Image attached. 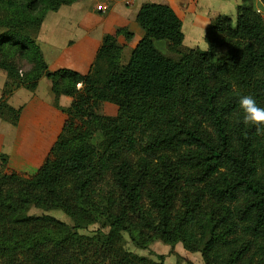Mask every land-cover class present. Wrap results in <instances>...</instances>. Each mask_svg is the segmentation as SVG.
Listing matches in <instances>:
<instances>
[{
  "label": "trees",
  "instance_id": "trees-1",
  "mask_svg": "<svg viewBox=\"0 0 264 264\" xmlns=\"http://www.w3.org/2000/svg\"><path fill=\"white\" fill-rule=\"evenodd\" d=\"M77 1L0 0V69L30 91L43 73L56 97L72 99L66 112L104 134L94 145L83 131L31 178L1 175L0 264H165L164 254L156 262L123 248V234L142 248L180 242L206 264H264V134L239 106L251 95L264 107V16L242 0L234 20L210 23L206 49L186 48L174 9L145 2L136 15L144 35L126 62L106 34L88 72L50 70L38 32L49 11ZM100 101L117 114H98ZM59 206L107 225L106 242L27 214Z\"/></svg>",
  "mask_w": 264,
  "mask_h": 264
},
{
  "label": "crops",
  "instance_id": "crops-1",
  "mask_svg": "<svg viewBox=\"0 0 264 264\" xmlns=\"http://www.w3.org/2000/svg\"><path fill=\"white\" fill-rule=\"evenodd\" d=\"M145 2L171 6L182 20V45L206 49L205 34L210 23L219 15L234 20L242 0H80L64 5L46 14L37 35L48 68L88 72L106 34H112L122 47V59L124 55H129L144 35L136 15ZM98 5H102L103 9L97 10ZM119 30L123 32L118 33ZM125 32L129 37H126ZM42 84L45 86L43 91L40 89ZM17 91L21 93V98ZM4 96L8 98L7 103L1 105L2 112L9 111L11 107H21L15 128L22 148L19 155L25 158L23 162L28 167L47 161L49 156L61 150V144L65 145V151L77 141L82 131H86V125L66 112L72 100L69 96L61 95L57 104L53 102L50 81L44 75L38 78L37 88L30 91L9 79L5 71L0 69V101L4 100ZM95 111L101 115L114 116L117 106L100 101ZM9 124L8 121L6 125ZM20 132L23 133L22 138ZM23 148L27 150L23 152ZM12 149L9 151L11 161L19 157L17 152L13 155ZM181 248H184L183 245L176 243L173 251L192 260L196 252L190 255Z\"/></svg>",
  "mask_w": 264,
  "mask_h": 264
},
{
  "label": "rangeland",
  "instance_id": "rangeland-1",
  "mask_svg": "<svg viewBox=\"0 0 264 264\" xmlns=\"http://www.w3.org/2000/svg\"><path fill=\"white\" fill-rule=\"evenodd\" d=\"M251 3L253 5V8L258 11L262 16H264V4L261 2V0H251ZM97 9V8H96ZM98 10V9H97ZM2 11L0 10V16L2 15ZM4 29H0V32H3ZM31 33L30 31H28ZM156 47L161 50L163 53H165L168 56L177 57L176 53H173L167 46V43L165 40H159L156 41L155 43ZM185 47V46H183ZM224 49V47L220 48ZM131 53V52H130ZM129 55H124V58L122 59L123 62H126L129 58ZM16 62L18 63V67L22 71H28L31 67V65L26 62L23 59H16ZM43 77V73L37 75L35 79L38 80V78ZM14 81V80H12ZM47 81V80H46ZM16 83H19L18 81H14ZM48 83V81H47ZM41 91L45 89L44 84L41 85ZM18 96L21 98V93L17 91ZM54 95V94H53ZM7 98L4 96V100L0 101V105L3 103H7ZM59 97H56L54 95L53 102L57 104ZM9 109V108H7ZM20 116V113H17V109L15 107H11L9 111L2 112L0 114V133H1V138H2V144L0 145V173H11L15 171L16 173L21 174V176L26 177V178H31L34 176V174L37 172V170L45 163L56 157L58 154L63 152L65 149V145L61 144L60 146V151L57 153L55 152L54 154H50L49 159H46L47 161H42L41 163L34 165V166H26L23 161H25V158L20 157V151L22 150L21 145L18 142V137L16 134V128L15 124L17 122L18 117ZM9 121V125L7 126V122ZM3 122V123H2ZM80 123V122H79ZM2 125V126H1ZM14 125V126H13ZM80 125H82L80 123ZM84 125V124H83ZM81 127L79 126V129ZM86 131L91 137V141L94 145L99 144L104 139V134L100 129L99 124L90 122L89 124L86 125ZM111 131V129L109 130ZM83 132V131H82ZM81 132V133H82ZM80 133V134H81ZM20 135L22 138L23 133L20 132ZM13 137H15V141H13ZM13 145L12 152L13 155H15V152L18 153V158H15L13 161L10 159V154L9 151L11 150L10 145ZM26 148V147H25ZM23 148V152L24 149ZM27 150V149H25ZM44 162V163H43ZM6 166V167H5ZM6 168V169H5ZM6 170V171H5ZM1 177V175H0ZM28 215H43L47 214L49 216H52L60 221H63L67 223L71 227H76L78 232L80 234L84 235H94L98 238V240L101 243H105L107 240V233L109 231V228L107 225H105L103 222L100 220L91 222L86 219L73 216L71 215L68 210L64 209L63 207H57V208H52L48 210H43L40 208L32 207L30 210L27 212ZM20 238H28V235L25 233H22L19 235ZM123 248L127 249L130 252H133L135 254H138L143 257H147L149 259H152L156 262H158L157 254H164L165 255V264H206L201 256L200 252H196L195 256L192 257V260L189 258H184L178 255L176 252L171 250V246L169 244L164 243L161 239L159 238H153L150 240L148 243L147 247L142 248L134 244L132 240L129 238L127 234H123V240L121 241ZM120 243V244H121ZM180 243V242H179ZM182 249V248H181ZM185 251L187 254L194 255L193 252L188 251L186 249H182ZM190 261H189V260ZM202 261V262H201Z\"/></svg>",
  "mask_w": 264,
  "mask_h": 264
},
{
  "label": "clouds",
  "instance_id": "clouds-1",
  "mask_svg": "<svg viewBox=\"0 0 264 264\" xmlns=\"http://www.w3.org/2000/svg\"><path fill=\"white\" fill-rule=\"evenodd\" d=\"M239 106L242 111V122L255 127L257 132L264 134V107L259 106L251 95L241 96Z\"/></svg>",
  "mask_w": 264,
  "mask_h": 264
},
{
  "label": "built area",
  "instance_id": "built-area-1",
  "mask_svg": "<svg viewBox=\"0 0 264 264\" xmlns=\"http://www.w3.org/2000/svg\"><path fill=\"white\" fill-rule=\"evenodd\" d=\"M97 9H103V8H102V5H98V6H97Z\"/></svg>",
  "mask_w": 264,
  "mask_h": 264
}]
</instances>
